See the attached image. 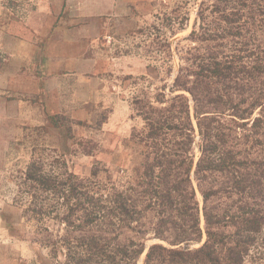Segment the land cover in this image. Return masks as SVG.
<instances>
[{
    "label": "trees",
    "instance_id": "1",
    "mask_svg": "<svg viewBox=\"0 0 264 264\" xmlns=\"http://www.w3.org/2000/svg\"><path fill=\"white\" fill-rule=\"evenodd\" d=\"M185 40L174 95L134 102L132 182L31 145L13 200L50 264H264V0H202Z\"/></svg>",
    "mask_w": 264,
    "mask_h": 264
},
{
    "label": "crops",
    "instance_id": "2",
    "mask_svg": "<svg viewBox=\"0 0 264 264\" xmlns=\"http://www.w3.org/2000/svg\"><path fill=\"white\" fill-rule=\"evenodd\" d=\"M146 1H0V162L27 132H38L40 145L64 158L116 155L129 135L123 82L144 76L147 68L116 52L110 31L121 32L131 8ZM97 112H106L98 126ZM98 133L113 143L102 155L71 150L72 136L98 142ZM31 153L21 158L29 160Z\"/></svg>",
    "mask_w": 264,
    "mask_h": 264
},
{
    "label": "rangeland",
    "instance_id": "3",
    "mask_svg": "<svg viewBox=\"0 0 264 264\" xmlns=\"http://www.w3.org/2000/svg\"><path fill=\"white\" fill-rule=\"evenodd\" d=\"M7 2V0H0ZM202 0H147L144 5L131 8L130 20L122 24V30L110 35L118 42L116 52L135 56L143 61L147 72L138 79H129L123 82L128 89V101L130 103L129 135L117 144L118 152L110 158H95L91 160L64 159L69 169H73L77 175L86 179L91 172L98 167V178L104 182L107 177L115 185H123L132 182L141 169L143 160V148L138 142V135L143 131V121L136 116V100L154 102L155 95L163 92L166 98L172 97L169 87L177 73L184 57V49L193 44L185 38L193 29L196 14ZM183 15L187 21L183 30H177L176 19ZM127 31V32H125ZM189 97L188 94L184 93ZM106 112H97L96 124L101 122ZM64 122V126H68ZM21 142L12 144V151L8 157L0 162V264H50L47 250L41 248L36 239L41 238L36 234L34 221L28 222L22 218L21 209L14 204L16 194V178L24 171L28 160L21 155L31 150V145L37 143V132H27ZM133 135V137H132ZM137 135V137H134ZM69 137V136H68ZM70 145L75 153H91L102 155V151L109 150L113 144L112 138L102 134H96V141H86L81 136L74 135L70 138ZM101 151V152H100ZM198 156L197 147L194 149ZM23 156V155H22ZM47 156V155H46ZM52 157L50 156L49 159ZM95 162L98 165H94ZM107 169L104 172L103 169ZM200 206L201 197L197 193ZM51 230L56 231L57 225ZM157 241L147 242L151 245ZM198 244L192 247H197Z\"/></svg>",
    "mask_w": 264,
    "mask_h": 264
},
{
    "label": "water",
    "instance_id": "4",
    "mask_svg": "<svg viewBox=\"0 0 264 264\" xmlns=\"http://www.w3.org/2000/svg\"><path fill=\"white\" fill-rule=\"evenodd\" d=\"M200 209H201V207H200ZM203 241H204V237H203L202 242H201L200 244H198V247L201 246V245L203 244Z\"/></svg>",
    "mask_w": 264,
    "mask_h": 264
}]
</instances>
